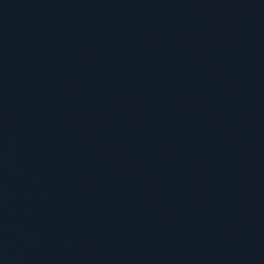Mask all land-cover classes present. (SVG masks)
<instances>
[{
  "label": "water",
  "instance_id": "obj_1",
  "mask_svg": "<svg viewBox=\"0 0 264 264\" xmlns=\"http://www.w3.org/2000/svg\"><path fill=\"white\" fill-rule=\"evenodd\" d=\"M24 264H264V0H105Z\"/></svg>",
  "mask_w": 264,
  "mask_h": 264
}]
</instances>
